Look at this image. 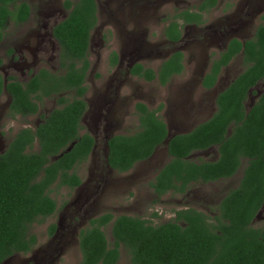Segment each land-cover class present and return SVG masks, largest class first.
I'll use <instances>...</instances> for the list:
<instances>
[{
    "label": "trees",
    "instance_id": "trees-1",
    "mask_svg": "<svg viewBox=\"0 0 264 264\" xmlns=\"http://www.w3.org/2000/svg\"><path fill=\"white\" fill-rule=\"evenodd\" d=\"M217 0H205L203 8ZM71 11L54 27L59 42V77L42 72L28 83L13 78L4 83L0 74V97L10 96L7 117L26 118L38 111V102L60 94L61 107L54 109L36 129L22 128L0 154V264L19 254H29L37 246L31 228L56 214L51 197L55 189L74 190L82 180L75 168L87 161L95 141L84 129L87 110L83 100L88 61L89 38L97 22L95 0L66 1ZM29 16L21 0H0V42L10 22L20 24ZM193 19L188 12L177 18ZM166 36L180 39L179 25L172 22ZM245 70L217 98V111L206 123L189 133L172 137L167 144L169 162L158 172L150 187L157 199L167 193L183 195L193 184H211L233 178L243 162L237 187L229 190L214 209L215 216L188 208L174 211V219L154 225L140 217L109 213L90 220L79 234V264H118L123 249L131 264H264V223L255 226L264 213V93L246 108L249 91L264 81V27L245 44L234 40L219 60L214 61L203 86L212 88L223 66L241 54ZM183 54L176 52L158 68L135 66L132 74L146 81L158 78L165 85L172 75L182 72ZM1 64V61H0ZM139 129L133 135H118L108 142V165L117 173H127L135 164L149 159L167 139L168 131L157 110L137 107ZM35 144L38 145L37 151ZM217 148L214 161H194L198 151ZM155 215V214H154ZM111 225L113 242L105 228ZM55 226L49 228L52 234Z\"/></svg>",
    "mask_w": 264,
    "mask_h": 264
},
{
    "label": "rangeland",
    "instance_id": "rangeland-1",
    "mask_svg": "<svg viewBox=\"0 0 264 264\" xmlns=\"http://www.w3.org/2000/svg\"><path fill=\"white\" fill-rule=\"evenodd\" d=\"M25 1L31 6L29 21L22 25L9 23L0 43L3 61L0 73L4 78L14 76L23 82L41 67L62 73L58 65L60 51L50 32L54 23L66 14L63 9L66 0ZM199 1L97 0L98 24L91 35L90 68L86 79L88 111L83 120L84 131L97 140L95 151L86 162L75 168V173L82 180L80 187L52 191L51 197L56 201L58 211L31 228L30 233L37 239L35 249L26 255H15L4 264H79V232L97 216L104 213L115 217L128 215L158 225L171 221L176 210L194 208L213 218L221 198L238 186L246 161L230 180L193 184L186 195L167 194L156 199L150 183L169 162L166 142L151 159L138 163L128 173H117L106 165L108 137L133 135L139 129L135 103L141 100H137V96H142L150 109L157 108L162 101L163 108L158 117L168 124L172 137L189 133L203 118L211 117L215 106L211 107L209 100L242 72L241 58H237L222 73L216 87L210 92L201 89L202 77L208 72L211 60L223 50L225 42L232 37L245 39L257 26L264 25L263 10L250 20L245 30H239L241 33L232 32L236 6H244L248 1L259 2L263 6L264 0H222L220 6L206 16L205 26L213 29L211 38L207 37V41L200 39L201 42L192 47L183 44L172 48L164 37L165 27L181 11L196 8ZM198 34L200 30H197L196 38ZM192 36L190 34V38ZM173 49L184 53L185 69L167 86L160 88L156 81L145 83L128 75L127 70L136 63L156 69ZM112 53L119 56L120 66L117 68L109 61ZM190 84L192 87L188 89ZM254 92L246 103L248 108L264 92V82L259 83ZM180 94L184 110L173 106ZM59 96L72 99L70 95ZM59 96L47 98L36 116L10 120L7 117L10 98L4 92L0 97V153L6 150L18 130L35 129L54 108L61 107ZM202 111H205L203 115ZM191 158L194 161H213L217 152H198ZM263 223L264 213L261 212L254 225L260 227ZM51 226H55L52 234L49 233ZM105 234L108 242L112 243L110 227L105 229ZM120 251L118 264H131L127 253L123 249Z\"/></svg>",
    "mask_w": 264,
    "mask_h": 264
},
{
    "label": "flooded vegetation",
    "instance_id": "flooded-vegetation-1",
    "mask_svg": "<svg viewBox=\"0 0 264 264\" xmlns=\"http://www.w3.org/2000/svg\"><path fill=\"white\" fill-rule=\"evenodd\" d=\"M22 2H24V3H26V5L29 7V16H28V18L24 21V22H21L20 24H17V23H14V22H10V23H13V24H15V25H22V24H25V23H27L28 21H29V19H30V17H31V6H30V4L29 3H27L25 0H21ZM66 1H70V0H66ZM66 1L64 2V4H63V6H64V11L66 12V14H65V16H62L57 22H55L54 23V25L52 26V28H51V32H50V35H51V37H52V39L54 40V42H55V44L57 45V47H58V50L61 52V48H60V44H59V42L55 39V37H54V35H53V30H54V27L57 25V24H59V23H61V22H63L67 17H68V15H69V13H70V11H71V8L70 9H68V8H66V6H65V3H66ZM77 1H79V0H77ZM76 1V2H77ZM71 3H75V2H72V1H70ZM95 2H96V4H97V0H95ZM204 2H205V0H201V1H199V3H198V5L196 6V8H191V9H185L184 11H181L180 13H183V12H188V14L189 15H191L192 17H193V19H191V20H189V22L188 21H185L184 19H182V18H177V16L180 14V13H178L174 18H173V21H171L166 27H165V29H164V37H165V39H166V42L172 47V48H176V47H179V45H183V44H185V45H188V46H190V47H192V45H194V44H198V42H201V40L202 41H207L208 40V38H211V34H212V30L213 29H211V28H208V26H205L206 25V16L208 15V14H210L214 9H216L218 6H220V4H221V2H222V0H217L216 1V4L213 6V7H207V8H203V5H204ZM252 3H255V4H252ZM237 10L239 11L238 12V14H237ZM263 10H264V5L263 6H261V4L259 3V2H256V1H248L244 6H236V8L234 9V12L236 13V15H235V18L233 19L234 20V27H235V29H232V32H235V31H237L238 33H241L239 30L240 29H246V27H247V25H248V23L250 22V20L254 17V16H257V15H259L260 13H262L263 12ZM97 12H98V5H97ZM244 17H245V19H244ZM172 22H176V23H178V25H179V31H180V39L179 40H177V41H172V40H170L169 38H167V36H166V30H167V28H168V26L172 23ZM9 24V23H8ZM97 24H98V15H97V22H96V25H95V27L92 29V31H91V33H90V38H89V46H88V56H89V50H90V47H91V35H92V33H93V31L95 30V28H96V26H97ZM8 26V25H7ZM259 27H264V25H259V26H257L256 28H255V30L253 31V33H250L249 35H248V37L247 38H245V39H241V38H239V37H232V38H230L227 42H225V44H224V47H223V50L218 54V56L216 57V58H213L212 60H211V63H210V67H209V70H208V72H206L205 73V75L202 77V79H201V81H200V86H201V89H203V90H205V91H211L214 87H216V84H219L220 83V81H221V76H222V73L230 66V64L235 60V59H237V58H241V65H242V67H243V70H242V72L245 70V65H244V62H243V56H242V53L241 54H238L237 56H235L232 60H231V62L228 64V65H226V66H223L222 68H221V70H220V72H219V74L217 75V78H216V80H215V84H214V86L212 87V88H206V87H204L203 86V82H204V80H205V78H206V76L210 73V71H211V68H212V65H213V62L214 61H217V60H219L220 59V57H221V55L223 54V53H225L226 51H227V49H228V45L232 42V41H234V40H237V41H239V42H241V43H243V44H245V42L246 41H250V40H253L254 39V37H255V34H256V32L258 31V28ZM6 30V29H5ZM197 30H200V34H198L197 35V38H196V34H197ZM216 30V29H215ZM247 32H249V31H247ZM188 33V34H187ZM190 34H192L193 36L190 38ZM208 37V38H207ZM4 39V38H3ZM2 39V40H3ZM201 39V40H200ZM2 42V41H1ZM0 42V43H1ZM210 45H212V43L210 44ZM174 49H173V51H171V53H170V56L171 55H173L174 53H176V52H180L181 54H183V61H182V72L179 74V75H172L171 77H169V79H168V81H167V83L165 84V85H161V83L159 82V80H158V78H155L154 80H152V81H146L142 76H140V75H137V74H132L131 73V70L135 67V66H142L143 68H145V69H151V68H148V67H145V66H143L142 64H140V63H136V64H134V65H132L127 71H128V75L129 76H131V77H133V78H136V79H139V80H143L145 83H154L155 81L158 83V85H159V87L161 88V86H163V87H165V86H167L169 83H170V81L172 80V79H174V77H178V76H180V75H182L183 74V72H184V62H185V57H184V53L182 52V51H174ZM193 50V49H192ZM170 56H168L167 58H166V60L170 57ZM166 60H164V61H166ZM0 61H1V64H0V67H2V65H3V61H2V59L0 58ZM88 61H89V59H88ZM109 61H110V63L112 62V64L113 65H115L116 66V68L117 67H119L120 66V61H119V56L117 55V53H112V55L110 56V59H109ZM163 61V62H164ZM162 62V63H163ZM90 63V62H89ZM161 63V64H162ZM161 64H160V66H161ZM58 65H59V68L62 70V73H60V72H57V73H54V72H51L49 69H47V68H44V67H41V68H39V69H37L35 72H33L32 74H31V76L25 81V82H23V81H21V80H19L18 78H16V77H14V76H9V77H7V78H4V76H3V78H4V83L6 84L7 83V81H8V79L9 78H13L14 80H16V81H18V82H20V83H22V84H25V83H28L30 80H32L35 76H38V75H40L42 72H48V73H51V74H53V75H55L56 77L58 76H60V75H63L64 73H65V71H64V69L62 68V66H61V59H60V54H59V61H58ZM159 66V67H160ZM159 67H157L156 69H151V70H153L154 72H155V74H156V76H157V71H158V68ZM89 68H90V66H89ZM242 72H240V74L242 73ZM240 74H238V75H236L232 80H231V83L240 75ZM87 79V78H86ZM263 83L264 81H260L259 83ZM230 83V84H231ZM258 83V84H259ZM85 86H86V88H87V91H86V93L83 95V100H84V102L86 103V105H87V110H86V112H85V115H84V117L86 116V114H87V111H88V103H87V100H86V94H87V92H88V87H87V85H86V80H85ZM229 84V85H230ZM258 84L252 89V90H250L249 91V95H248V99H247V101L250 99V97L253 95V94H255V92H254V89L258 86ZM228 85V86H229ZM227 86V87H228ZM192 87V84H190L189 86H188V89H190ZM226 87V88H227ZM225 88V89H226ZM224 89V90H225ZM223 90V91H224ZM223 91H221V92H219V93H215V96H213L212 97V100L210 99L209 100V103H210V105H211V107L212 106H215V109H214V111L212 112V114H211V117H209V118H203V120L198 124V125H196L193 129H191V131L192 130H194V129H196L198 126H200V125H202V124H204V123H206V122H208L212 117H213V115L216 113V111H217V98H218V96H219V94H221ZM4 92H6V91H4ZM3 92V93H4ZM7 93V92H6ZM264 92H262V93H260L259 95H258V97L256 98V100H255V102L256 101H258V99H259V97H261V95L263 94ZM8 94V93H7ZM209 94V93H208ZM3 95V94H2ZM63 95V94H62ZM64 95H66V94H64ZM8 96H9V94H8ZM57 96H59V95H57ZM181 96H182V94H180L179 96H178V98L175 100L176 102L173 104V106L175 107V109H179V108H181L182 107V109L184 110V105L183 104H181V102H183L184 100H182L181 99ZM212 96V95H211ZM53 96H51V97H49V98H52ZM56 97V96H55ZM59 97H61V96H59ZM9 98H10V96H9ZM47 98H44L42 101H40V102H38L37 104H38V111H37V113L36 114H34V115H32V116H36V115H38V113H39V111H40V108H41V104L46 100ZM137 100H141V101H138V102H136L135 103V111H136V113H137V115H138V112H137V109H136V107H137V105L138 104H142V105H144V106H146L148 109H150L147 105H146V103H144V102H146L145 101V99L142 97V96H137ZM247 101L245 102V105H246V103H247ZM254 102V103H255ZM162 103V101L159 103V106L157 107V108H155V109H150V110H157V115L160 113V111L162 110V108H163V105L161 104ZM254 103L252 104V105H254ZM10 104V103H9ZM252 105H251V107H252ZM8 107H9V105H8ZM56 108H59V107H56ZM56 108H54V109H56ZM246 108H247V110L249 111V109L250 108H248L247 106H246ZM53 109V110H54ZM52 110V111H53ZM51 111V112H52ZM207 111V110H206ZM7 112H8V109H7ZM50 112V113H51ZM204 112L205 111H202V115L204 114ZM49 113V114H50ZM49 114L47 115V116H45L44 117V119H46L48 116H49ZM32 116H29V117H32ZM29 117H26V118H22V117H17V118H22V119H27V118H29ZM16 118V119H17ZM139 118V117H138ZM11 120V119H10ZM15 120V119H14ZM83 120H84V118H83ZM83 120H82V125H83ZM44 122V120L42 121V123ZM41 123V124H42ZM165 123V122H164ZM138 124H139V119H138ZM166 124V123H165ZM40 125V124H39ZM38 125V126H39ZM37 126V127H38ZM166 126H167V131H169L170 129H169V127H168V124H166ZM182 126V125H181ZM36 127V128H37ZM83 127H84V125H83ZM28 128V127H27ZM35 128V129H36ZM32 129V128H31ZM34 130V129H33ZM18 132V131H17ZM86 132L84 131V129L82 130V131H80V135H84ZM88 133V132H87ZM89 134V133H88ZM90 136H92L93 137V139H94V141H95V146H94V149H93V151H95V148H96V144H97V140L95 139V137L93 136V135H91V134H89ZM118 135H123V134H115V135H111V136H109L108 137V142H109V140L111 139V138H113V137H115V136H118ZM127 136V135H126ZM108 142L106 143V147H107V149H108ZM165 143V142H164ZM163 143V144H164ZM36 146H37V149H38V145L37 144H35V148H36ZM8 147V146H7ZM159 148V147H158ZM158 148H156L155 149V151H154V153H153V155L149 158V159H151L153 156H154V154H155V152H156V150L158 149ZM210 150H214V151H216L217 152V148L216 147H212V148H210V149H208V150H205V151H198V152H207V151H210ZM37 151V150H36ZM93 151L91 152V154L93 153ZM198 152H195V153H198ZM2 153H4V152H2ZM2 153H0V154H2ZM108 153H109V149H108ZM108 153H107V156H106V165H108ZM90 154V155H91ZM217 157H218V152H217ZM149 159H147V160H149ZM217 159V158H216ZM216 159H214V160H216ZM147 160H144V161H147ZM213 160V161H214ZM144 161H142V162H144ZM140 163V162H139ZM138 164V163H137ZM137 164H135L134 165V167L137 165ZM109 166V165H108ZM133 167V168H134ZM132 168V169H133ZM163 168V167H162ZM161 168V169H162ZM132 169L130 170V171H132ZM241 169V168H240ZM113 170V169H112ZM114 171V170H113ZM130 171H128V172H130ZM160 171V170H159ZM116 172V171H115ZM127 172V173H128ZM120 174H125V173H120ZM157 174H158V172H157ZM156 174V175H157ZM156 175H155V177H156ZM236 176V175H235ZM155 177H154V179H155ZM241 177H242V175H241ZM241 177H240V179H241ZM234 178V177H233ZM154 179H153V181H154ZM232 179V178H231ZM230 180V179H229ZM152 181V182H153ZM240 181V180H239ZM82 185V184H81ZM152 189V188H151ZM189 189H190V187L187 189V191H186V193L185 194H183V195H186V194H188V192H189ZM152 192H153V194H154V191H153V189H152ZM167 194H173V193H167ZM166 194V195H167ZM155 195V194H154ZM166 195H164V196H166ZM177 195H179V194H177ZM155 197H156V195H155ZM163 197V196H162ZM156 199H157V197H156ZM222 199V198H221ZM221 201V200H220ZM183 210V209H182ZM58 211V210H57ZM57 213V212H56ZM105 214V213H104ZM110 214V213H109ZM112 215V214H111ZM98 217V216H97ZM115 217V216H114ZM174 217H175V215H174ZM174 217L172 218V219H174ZM96 218V217H95ZM257 219V218H256ZM108 227H110V234H111V225H109V226H107L106 228H108ZM105 228V229H106ZM104 229V230H105ZM83 230V229H82ZM81 232V231H80ZM80 232H79V234H80ZM111 237H112V235H111ZM107 238V237H106ZM108 240V239H107ZM78 241H79V235H78ZM112 242H113V238H112ZM120 253H121V251H120Z\"/></svg>",
    "mask_w": 264,
    "mask_h": 264
},
{
    "label": "water",
    "instance_id": "water-1",
    "mask_svg": "<svg viewBox=\"0 0 264 264\" xmlns=\"http://www.w3.org/2000/svg\"><path fill=\"white\" fill-rule=\"evenodd\" d=\"M174 136H175V135H174ZM174 136H172V137H174ZM172 137H170V133H169V131H168L167 139H166L165 142L168 144L169 140H170Z\"/></svg>",
    "mask_w": 264,
    "mask_h": 264
}]
</instances>
